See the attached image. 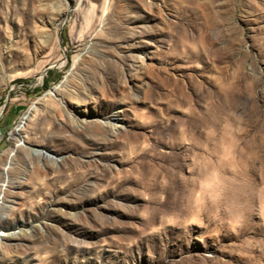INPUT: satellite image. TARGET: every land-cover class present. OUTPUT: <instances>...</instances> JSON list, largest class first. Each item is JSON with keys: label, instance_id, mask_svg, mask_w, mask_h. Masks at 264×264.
Instances as JSON below:
<instances>
[{"label": "rangeland", "instance_id": "374dc122", "mask_svg": "<svg viewBox=\"0 0 264 264\" xmlns=\"http://www.w3.org/2000/svg\"><path fill=\"white\" fill-rule=\"evenodd\" d=\"M0 232V264H264V0H0Z\"/></svg>", "mask_w": 264, "mask_h": 264}, {"label": "bare ground", "instance_id": "6f19581e", "mask_svg": "<svg viewBox=\"0 0 264 264\" xmlns=\"http://www.w3.org/2000/svg\"><path fill=\"white\" fill-rule=\"evenodd\" d=\"M64 20H65V19H63V21H64ZM29 115H30V112H28V113L25 115L24 120L22 121V123H21L20 127L18 128V130H21V129H22V127H23L24 124L26 123V120H27V118L29 117ZM5 178H6V182H9V181H10V176H9L8 171H7V173L5 174ZM2 234H4V232H0V235H2Z\"/></svg>", "mask_w": 264, "mask_h": 264}]
</instances>
